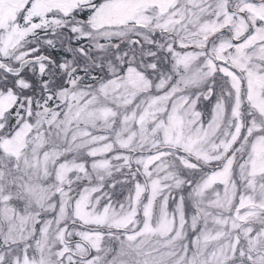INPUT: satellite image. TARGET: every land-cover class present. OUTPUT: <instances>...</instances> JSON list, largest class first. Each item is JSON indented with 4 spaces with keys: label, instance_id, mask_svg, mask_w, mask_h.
<instances>
[{
    "label": "snow or ice",
    "instance_id": "6c2138e0",
    "mask_svg": "<svg viewBox=\"0 0 264 264\" xmlns=\"http://www.w3.org/2000/svg\"><path fill=\"white\" fill-rule=\"evenodd\" d=\"M0 264H264V0H0Z\"/></svg>",
    "mask_w": 264,
    "mask_h": 264
}]
</instances>
